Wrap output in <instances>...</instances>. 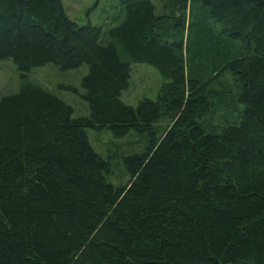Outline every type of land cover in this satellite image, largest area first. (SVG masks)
<instances>
[{
    "label": "trees",
    "instance_id": "16d2710c",
    "mask_svg": "<svg viewBox=\"0 0 264 264\" xmlns=\"http://www.w3.org/2000/svg\"><path fill=\"white\" fill-rule=\"evenodd\" d=\"M156 1L120 0L102 29L61 0H0V59L18 73L0 96V264H264V0ZM135 62L165 80L131 107L120 93ZM45 64L86 66L88 116L27 75ZM221 72L240 111L216 128L203 119ZM86 128L146 133L123 157L126 182L105 179Z\"/></svg>",
    "mask_w": 264,
    "mask_h": 264
},
{
    "label": "rangeland",
    "instance_id": "374dc122",
    "mask_svg": "<svg viewBox=\"0 0 264 264\" xmlns=\"http://www.w3.org/2000/svg\"><path fill=\"white\" fill-rule=\"evenodd\" d=\"M158 7V1L153 0ZM64 13L77 25L90 23L100 26L102 29L113 25L120 15V0H61ZM178 16V13H175ZM175 16L173 21L176 20ZM164 27H168L173 21L166 18ZM173 24H171L172 26ZM83 64L72 70H59L53 64L34 67L27 75L38 82L44 88L56 94L60 99L72 108V116H88L86 102L80 97L82 88L80 78L86 73ZM164 78L150 64L135 62L130 65L127 87L121 91L120 99L123 103L135 107L139 100L147 98L155 100L158 96ZM71 86L73 90L67 89ZM211 87V95L208 97L209 110L203 121L216 128L224 124L225 119L237 116L240 106L235 101V93L238 85L234 78L227 72H221L208 85ZM18 88V73L10 59H0V96L13 93ZM207 92L210 94V90ZM218 100V101H217ZM219 103V104H217ZM160 116L151 124L154 137L158 139L176 116ZM87 140L93 150L103 159L108 161V171L105 179L112 185H120L127 181L123 157L140 154L146 149V133H138L132 129L122 136H114L108 130L95 131L85 129Z\"/></svg>",
    "mask_w": 264,
    "mask_h": 264
}]
</instances>
